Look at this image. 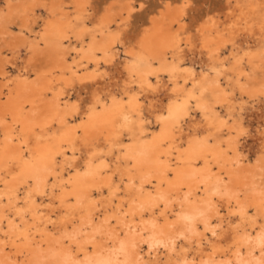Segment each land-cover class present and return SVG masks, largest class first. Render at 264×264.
Returning a JSON list of instances; mask_svg holds the SVG:
<instances>
[{
  "label": "bare ground",
  "instance_id": "bare-ground-1",
  "mask_svg": "<svg viewBox=\"0 0 264 264\" xmlns=\"http://www.w3.org/2000/svg\"><path fill=\"white\" fill-rule=\"evenodd\" d=\"M13 2L0 28L14 10L29 36L0 53V264H264V0L193 34L166 1L132 38L87 0Z\"/></svg>",
  "mask_w": 264,
  "mask_h": 264
},
{
  "label": "rangeland",
  "instance_id": "rangeland-1",
  "mask_svg": "<svg viewBox=\"0 0 264 264\" xmlns=\"http://www.w3.org/2000/svg\"><path fill=\"white\" fill-rule=\"evenodd\" d=\"M16 1L20 2V0H14L13 7L15 6ZM166 1H167L168 5H175V4L179 5L181 3V1H184V0H89V3L87 0V5L89 4L87 7V10H88V8L89 9L91 8L90 13L92 14V17L98 16L99 14L106 11L107 14H109L111 16V19H112L111 28L113 30L115 27L121 26V24L124 23L125 20L128 21V22H126L128 25V29H127V32H124L123 36H124V38H132V37L136 36L142 28L149 25V20L151 19V16H155L160 10H162L164 8L165 4L167 5ZM186 1H188L189 5H188V9L185 12L186 16L184 17L183 26H184L185 30L190 34H193L195 25L203 19L205 13H207L209 15H215V16L218 15V17H222V15H223L222 11H223V7L225 4L224 3L225 0H186ZM0 4L2 5V0H0ZM120 4H121V6H119ZM141 5H142V7H141ZM116 8H117V10H116ZM128 8H130V12L126 11ZM133 9H135V10H133ZM18 15H19V13H17V11L14 13V10H13L10 14V22L11 23H10L9 29L6 31L3 29V27L0 28V53H2L3 55H7L6 59H8L12 56L8 51V46L12 43V41L17 42V40H20V36H21L20 34L21 33L25 37L29 36V33L27 32V30L22 29L23 25L25 24L27 16L22 15L20 17ZM126 15H128V16H126ZM41 18H44V17L40 16V18H36L35 19L36 21L34 20V24L29 26V28L33 32H36L39 30ZM21 21H22V23H21ZM29 22H30V20H29ZM29 22L27 21L26 23H29ZM115 23H118V25L116 26ZM175 29H177L176 26L174 27V30ZM115 30H116V28H115ZM14 36H15V38H14ZM65 45H68V44L66 43ZM66 50L70 51V48L67 46ZM42 52H44V50H42ZM23 54H24V50L22 49L19 52V56L22 59L19 58L16 60L17 61L16 62L17 66L15 65L16 67L11 66V65H7V71H9V73H10L9 75L13 76L16 74V73H14V71L13 72H10V71L15 70V68L17 69V67L19 66L21 61L26 58L25 55H23ZM67 61H68V64H70L71 63V57H69L67 59ZM184 64L187 65L188 60H186L184 62ZM195 66L197 68H199L197 65H195ZM12 67H14V69ZM79 73H81V72H79ZM34 74H35V71L32 68L30 75L33 76ZM114 90H115L114 92L118 93V91H116V88ZM4 94L6 95V93H4ZM4 94L1 96L2 102L8 103V100L10 101L13 97L9 99ZM89 94L90 93H89L88 89L84 90L82 92L81 91L72 92L71 95L68 97V100L71 103V102L77 101L80 97V99H81L80 104H82L87 100V98L89 97ZM262 110L263 109L261 108V109L257 110L258 112L255 110H251V112L247 111L243 115L244 116L243 120H244V125H245L244 127L246 128V135H245L244 139L241 140V142L244 144L243 145L244 148L242 147V149L244 151V154L247 155L246 160L248 161L247 163H249L250 166L252 165L253 160L254 159L256 160L258 155H259L256 153L255 145H253L254 144L253 138L255 136L254 130L256 128V123H257L256 121L259 119V114L261 113ZM77 117L78 116H76V118ZM247 133H248V135H247Z\"/></svg>",
  "mask_w": 264,
  "mask_h": 264
}]
</instances>
